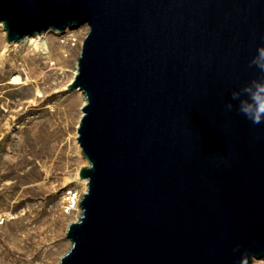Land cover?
<instances>
[{"label":"water","instance_id":"obj_1","mask_svg":"<svg viewBox=\"0 0 264 264\" xmlns=\"http://www.w3.org/2000/svg\"><path fill=\"white\" fill-rule=\"evenodd\" d=\"M0 22L8 43L88 27L67 85L86 186L58 264L264 257V122L239 111L264 0H0Z\"/></svg>","mask_w":264,"mask_h":264},{"label":"rangeland","instance_id":"obj_2","mask_svg":"<svg viewBox=\"0 0 264 264\" xmlns=\"http://www.w3.org/2000/svg\"><path fill=\"white\" fill-rule=\"evenodd\" d=\"M87 28L40 33L46 53L7 47L0 28V264H58L70 247L80 208L65 212L62 194L81 196L76 175L87 161L76 140L84 100L67 85ZM65 34L83 37L69 46Z\"/></svg>","mask_w":264,"mask_h":264},{"label":"clouds","instance_id":"obj_3","mask_svg":"<svg viewBox=\"0 0 264 264\" xmlns=\"http://www.w3.org/2000/svg\"><path fill=\"white\" fill-rule=\"evenodd\" d=\"M264 72V46L258 47L257 54L250 61ZM244 98L239 107V111L254 125L264 122V77L260 80H252L243 87ZM238 93L233 92L232 98L237 99ZM231 109L232 105L227 106Z\"/></svg>","mask_w":264,"mask_h":264},{"label":"bare ground","instance_id":"obj_4","mask_svg":"<svg viewBox=\"0 0 264 264\" xmlns=\"http://www.w3.org/2000/svg\"><path fill=\"white\" fill-rule=\"evenodd\" d=\"M80 26V29L82 28L83 30L85 29L86 30V26L87 24H81L79 25ZM0 28L2 30V25L0 23ZM72 28V27H70ZM2 32L4 33V31L2 30ZM46 32H49V30H47ZM45 33V31H44ZM72 33V32H71ZM74 33V32H73ZM74 35H76L75 37H73ZM61 36H64L63 40L61 41L62 43H67V45H73L74 43H71V41H74V40H78V41H81L82 37L83 36H79L78 34H70L68 37V35H61ZM32 46L34 49L38 50V51H41L42 53H46L47 52V49H48V41L46 39V36L44 35H41L40 33L38 34H30V35H27L25 37H23L21 40L19 41H15V42H11V43H8L6 42V46L9 47V46ZM75 70H76V65H75V68L73 70V75L75 73ZM75 90H78L80 91L79 89H75ZM81 92V91H80ZM81 95V98L84 100V97H83V94L82 92L80 93ZM77 179L84 184V187L86 186V179L85 178H80L78 175H76ZM252 264H264V258L263 257H259V258H254L252 260Z\"/></svg>","mask_w":264,"mask_h":264},{"label":"built area","instance_id":"obj_5","mask_svg":"<svg viewBox=\"0 0 264 264\" xmlns=\"http://www.w3.org/2000/svg\"><path fill=\"white\" fill-rule=\"evenodd\" d=\"M80 193L73 188H67L62 194L63 207L65 212L79 208Z\"/></svg>","mask_w":264,"mask_h":264}]
</instances>
